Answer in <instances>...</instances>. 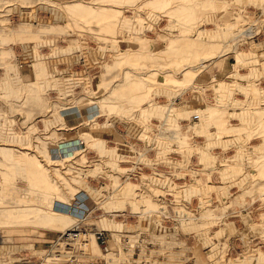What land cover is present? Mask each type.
I'll use <instances>...</instances> for the list:
<instances>
[{
  "label": "rangeland",
  "instance_id": "rangeland-1",
  "mask_svg": "<svg viewBox=\"0 0 264 264\" xmlns=\"http://www.w3.org/2000/svg\"><path fill=\"white\" fill-rule=\"evenodd\" d=\"M262 58L264 0H0V264L74 222L90 264H260L264 111L208 122L217 80L260 105Z\"/></svg>",
  "mask_w": 264,
  "mask_h": 264
},
{
  "label": "bare ground",
  "instance_id": "bare-ground-1",
  "mask_svg": "<svg viewBox=\"0 0 264 264\" xmlns=\"http://www.w3.org/2000/svg\"><path fill=\"white\" fill-rule=\"evenodd\" d=\"M66 3H68V2H66ZM67 6V5H66ZM184 6V5H183ZM182 6V7H183ZM102 7V6H101ZM178 8V7H177ZM181 8V7H180ZM185 8V7H184ZM184 8H181L182 9V11L184 10ZM189 8V7H188ZM186 9V11H187V13L188 12H191L190 11V8L189 9ZM103 9V8H102ZM192 9V8H191ZM189 10V11H188ZM194 10V9H193ZM185 11V10H184ZM185 11V12H186ZM33 14V13H32ZM188 14H190V13H188ZM191 14H193V13H191ZM193 15H196L195 13L193 14ZM34 16V15H33ZM192 16V15H191ZM25 17H27V15L25 16ZM32 17V16H31ZM189 17V16H188ZM194 17H196V16H194ZM193 18V17H192ZM195 19V18H194ZM193 19V20H194ZM120 20V19H119ZM192 20V19H191ZM118 21V20H117ZM195 21V20H194ZM120 23H121V21H119ZM123 22V21H122ZM193 22V21H192ZM196 22V21H195ZM198 22V21H197ZM108 26H110V24H109V22H107L106 23ZM194 24V23H193ZM196 24V23H195ZM229 24V23H228ZM121 25V24H120ZM226 26H229V25H226ZM111 27V26H110ZM120 27H122V26H119V28ZM191 27V26H190ZM230 27H231V25H230ZM113 28V27H112ZM225 28V27H224ZM228 28V27H227ZM223 29V28H222ZM116 30V29H115ZM204 30V29H203ZM226 30V29H225ZM216 32H218L217 30H215ZM221 31H223L224 32V29L223 30H221ZM218 32V34L219 35H222L223 34V32ZM202 32H204V31H202ZM197 33V35H198V37H200V33H201V31H200V27H199V29H198V26H197V28H196V31H195V34ZM211 33V32H210ZM209 33V34H210ZM225 33H228V30H227V32H225ZM208 34V35H209ZM213 34H214V32H213ZM212 34V35H213ZM229 34V33H228ZM196 35V36H197ZM215 35H216V33H215ZM215 35H213V36H215ZM195 36V37H196ZM207 37H211V35H209V36H207ZM235 37V36H234ZM201 38H202V33H201ZM245 38V37H244ZM217 39V38H216ZM220 40V39H219ZM216 41V40H215ZM18 43V42H17ZM32 53V52H31ZM33 54V53H32ZM36 54V53H35ZM248 54V53H247ZM261 54V53H260ZM37 55V54H36ZM239 55V54H238ZM38 56V55H37ZM36 56V57H37ZM236 56H237V53H236ZM240 56V55H239ZM246 56V55H245ZM251 56V55H250ZM35 56H34V58L33 59H35L36 58ZM247 57V56H246ZM248 57H249V54H248ZM252 57V56H251ZM236 58V57H235ZM208 59V58H207ZM241 59H242V57L240 58V57H238L237 58V64H240L242 61H241ZM246 59V58H245ZM244 59V60H245ZM258 59V58H257ZM262 59H264V58H262ZM250 60H252V59H250ZM203 61V60H202ZM255 61H256V59H255ZM259 61V60H258ZM204 62V61H203ZM263 62V61H262ZM246 63V62H245ZM255 64H256V62H254ZM253 63V64H254ZM258 63V62H257ZM198 64H200V63H198ZM202 64V63H201ZM247 64V63H246ZM251 64V63H250ZM243 65H244V62H243ZM257 65V64H256ZM189 66V65H188ZM255 66V65H254ZM155 67V66H154ZM182 68V67H181ZM181 68H180V71H181ZM251 68V67H250ZM253 68V67H252ZM184 69V68H183ZM191 69V68H190ZM249 69V68H248ZM143 70V69H142ZM251 71V70H250ZM131 72V71H130ZM175 73V72H174ZM247 73V72H246ZM252 73V72H251ZM51 74H52V72H51ZM50 74V77L49 78H41L40 80H39V84H40V86H43V87H50L51 85H54L55 84V82H56V80H55V78H54V76H52ZM131 74V73H130ZM235 75H236V73H235ZM247 75V74H246ZM58 76V75H57ZM249 76V75H248ZM256 76V75H255ZM15 77V76H14ZM130 77H131V75H130ZM246 78V77H245ZM57 79H59V78H57ZM77 79V78H76ZM227 79V78H226ZM232 79V78H231ZM80 81V80H79ZM116 81V80H115ZM122 82V81H121ZM236 82V81H235ZM215 84H217V88H218V84H219V89H220V91L218 90V92L219 93H216L215 94V96H214V105L215 106H213L214 107V109L212 110L213 111V114H214V116H213V119L211 118L210 120H212V123L210 122V120H209V122H208V124L209 125H211V126H213V128H214V131L215 132H220V131H222V130H225L224 132H231V134H232V131L234 132V128H228L227 126H226V124H225V120L220 116V114H221V112H224V111H226L227 112V107H232L233 108V111L231 112V113H228V116L229 117H231V115L232 114H237L238 115V117H239V120H240V125L238 126L239 127V129H248L247 128V126H248V124L254 119V121H255V117H257V118H259V116H256V110L257 109H259L260 111H264V87L262 88V91L260 92V91H258V95H260V96H258L259 97V99L257 100V104H260L259 106L258 105H251V104H254V102H255V100H253V102L250 104V102L251 101H249L248 100V102H247V99H246V101H244V99L245 98H242V99H236V98H234L232 95H231V90H232V87H233V85H234V83H232V84H230V81H227V80H217V82H215ZM237 84V83H236ZM246 84V83H245ZM14 85V84H13ZM227 87H226V86ZM65 86V85H64ZM75 86H77L76 84H75ZM113 86V85H112ZM133 86H135V85H133ZM136 86H137V84H136ZM135 86V87H136ZM215 86V85H214ZM236 86H238L239 88H247V86L245 85V86H242L240 83H238ZM255 86V85H254ZM259 86H260V84H259ZM11 88H10V90H11V93H12V95H11V97H14V95H17L18 94V89H19V87H16V86H10ZM98 87V86H97ZM222 87H225V88H222ZM78 88V87H77ZM133 88V87H132ZM187 88V87H186ZM222 88V89H221ZM250 88V87H249ZM248 88V89H249ZM22 89V88H21ZM43 89V88H42ZM48 89H50V88H48ZM59 89V88H58ZM74 89V88H73ZM105 89V88H104ZM130 89V88H129ZM51 90V89H50ZM103 90V89H102ZM111 90V89H110ZM141 90V89H140ZM144 90H146V89H144ZM235 90V89H234ZM83 91V90H82ZM120 91V90H119ZM143 90H141V91H139L140 92V94H142L141 92H142ZM156 91V90H155ZM154 91V92H155ZM42 92V91H41ZM85 92V91H84ZM121 92H123L122 90H121ZM125 92V91H124ZM249 92V91H248ZM138 92L136 91V94H137ZM149 93V92H148ZM150 93H151V91H150ZM35 94H37V93H35ZM100 94V93H99ZM117 94V93H116ZM132 94V93H131ZM134 94V96H135V93H133ZM132 94V95H133ZM139 94V93H138ZM152 94V93H151ZM251 94H253L252 92H251ZM9 95V96H10ZM97 95V94H96ZM95 95V96H96ZM149 95V94H148ZM35 97H36V95H34ZM94 96V97H95ZM98 96H100V95H98ZM98 96H96L95 98H93V99H96V100H98V98H99V100H100V98H102L101 96L100 97H98ZM120 96V95H119ZM129 96V95H128ZM134 96H133V98H131V99H133V100H135L134 99ZM151 96V95H150ZM158 96V95H157ZM38 97V96H37ZM105 97V96H104ZM123 97H125V96H123ZM129 97H131V96H129ZM144 97V96H143ZM145 97H147V96H145ZM152 97V96H151ZM253 97V96H252ZM261 97V98H260ZM34 98V97H33ZM87 98V97H86ZM148 98V97H147ZM251 98V97H250ZM116 99V98H115ZM128 99V98H127ZM137 99H139L140 100V98H137ZM145 99V98H144ZM74 100V99H73ZM129 100H130V98H129ZM143 100V99H142ZM146 100V99H145ZM149 101L151 100L150 98L148 99ZM147 100V101H148ZM153 100V99H152ZM82 101V100H81ZM126 101H128V100H126ZM138 101V100H137ZM136 100H135V102H137ZM66 102H68V101H66ZM91 102H93L92 100H91ZM103 102V101H102ZM130 102V101H129ZM131 102H134V101H131ZM144 102V101H143ZM142 101H141V103H143ZM151 102V101H150ZM209 102V101H208ZM64 103V102H63ZM73 103V102H72ZM71 103V104H72ZM98 103V102H97ZM106 103H109V102H106ZM117 103H119V102H117ZM141 103H140V105H138V103H134V104H137L138 106H141ZM69 104V103H68ZM99 104V103H98ZM100 104H103V103H101V101H100ZM113 104V103H112ZM116 104V102L114 103V105ZM122 103H119V107H123V106H126V105H128L127 103L126 104H122ZM130 104V103H129ZM132 104V103H131ZM208 104V103H207ZM114 105H112V106H114ZM143 105H145V106H147V105H149V103L148 102H144L143 103ZM130 106V105H129ZM152 106V105H151ZM202 106V105H201ZM200 106V107H201ZM227 106V107H226ZM49 107V106H48ZM47 107V108H48ZM98 107V106H97ZM103 107V106H102ZM118 107V108H119ZM203 107V106H202ZM138 108V107H137ZM140 108V107H139ZM144 108V107H143ZM147 108V107H146ZM124 109V108H123ZM56 110V109H55ZM105 110V109H104ZM120 110V109H119ZM122 110V109H121ZM141 110V109H140ZM145 110V109H144ZM190 110V109H189ZM124 111V110H123ZM47 112V111H46ZM56 112V111H55ZM54 112V113H55ZM140 112V111H139ZM143 112V111H142ZM206 112V111H205ZM45 113V112H44ZM53 113V112H52ZM57 113V112H56ZM225 113V112H224ZM223 113V114H224ZM260 113V112H259ZM41 114H43V113H41ZM100 115V114H99ZM225 115V114H224ZM209 116V115H208ZM207 116V117H208ZM225 116H227V115H225ZM57 117V116H56ZM44 118V117H43ZM204 118H205V116H204ZM40 119V118H39ZM207 119V118H206ZM230 120H232V118L230 119ZM253 121V122H254ZM261 124L262 123H264V120L262 121V122H260ZM56 124V123H55ZM236 124V123H235ZM245 124V125H244ZM253 124V123H252ZM96 125V124H95ZM207 125V124H206ZM227 125H228V123H227ZM120 126V125H119ZM237 126V125H236ZM253 126H256V124H254V125H252V127ZM209 127V126H208ZM207 127V128H208ZM74 128V127H73ZM203 128V127H202ZM251 128V127H250ZM237 129V131H238V128H236ZM208 130V129H207ZM206 130V131H207ZM256 130H257V128H256ZM251 131V130H250ZM253 131V130H252ZM261 131V130H260ZM248 132V131H247ZM237 133V132H236ZM240 133V132H239ZM210 134V133H209ZM221 134H222V132H221ZM224 134V133H223ZM235 134V133H234ZM264 135V134H263ZM221 136V135H220ZM230 136V135H229ZM215 137V136H214ZM230 137H232V136H230ZM236 137V136H235ZM240 137V136H239ZM225 138V137H224ZM228 138V137H227ZM216 139H218L217 137H216ZM220 139V138H219ZM221 139H222V137H221ZM233 139H236V138H233ZM238 139V138H237ZM245 139V138H244ZM207 140V139H206ZM96 141V140H95ZM221 141V140H220ZM262 143L264 144V136L262 137ZM210 142V141H209ZM224 142V141H223ZM227 142V141H226ZM230 142V141H229ZM233 142V141H232ZM38 143V142H37ZM219 143V142H218ZM1 145H0V152H2L3 154H5V155H7V156H9L10 155V147L7 145V144H4V143H0ZM99 144V143H98ZM225 144V143H224ZM47 145V144H46ZM223 145V144H222ZM106 146V145H105ZM217 146V145H216ZM264 146V145H263ZM264 147H262V150H264L263 149ZM13 149V148H12ZM26 148H24V150H25ZM48 149V148H47ZM16 150V149H15ZM21 150H23L22 149V147H21ZM21 150H19V153L21 152ZM17 151V150H16ZM15 151V152H16ZM49 151V150H48ZM14 152V151H13ZM15 152H14V154H15ZM119 152V151H118ZM180 152V151H179ZM202 153V152H201ZM2 155V154H1ZM179 155V154H178ZM210 155V154H209ZM263 155V154H262ZM15 156H17V154L15 155ZM14 156V157H15ZM264 156V155H263ZM112 158V157H111ZM231 159V158H230ZM234 159V158H233ZM233 159H232V161H233ZM228 160V159H227ZM13 161V160H12ZM163 161V160H162ZM206 163V164H208V163H211V162H213L212 161V159L211 158H208V157H203L202 158V164L203 163ZM20 163V162H19ZM226 163H228V162H226ZM232 163V162H231ZM230 163V164H231ZM114 164V163H113ZM262 164V163H261ZM264 164V163H263ZM262 164V165H263ZM116 165V164H115ZM223 165V164H222ZM224 166H225V164H224ZM236 166V165H235ZM257 166V165H256ZM262 167V166H261ZM220 168V167H219ZM230 169V168H229ZM35 171H37V169L35 170ZM225 173V172H224ZM227 173V172H226ZM34 174V173H33ZM184 174V173H183ZM220 175V174H219ZM229 178V177H228ZM191 179V178H190ZM34 180H39V178L37 177V178H35L34 177ZM83 182V181H82ZM179 182V181H178ZM263 182V181H262ZM264 183V182H263ZM129 185V184H128ZM127 187V186H126ZM186 188V187H185ZM185 188H184V190H185ZM192 188V187H191ZM262 188V187H261ZM134 189V188H133ZM170 189V188H169ZM186 189H188V188H186ZM264 189V188H263ZM88 191V190H87ZM172 191V190H171ZM127 192H129V190L127 191ZM173 192V191H172ZM127 196V195H126ZM202 197V196H201ZM50 204V203H49ZM129 204H130V202H129ZM114 206V205H113ZM130 208V207H129ZM204 215V214H203ZM205 215H207V213L205 214ZM54 216V215H53ZM53 216H52V218H53ZM50 218V217H49ZM59 218V217H58ZM57 218V219H58ZM54 219H55V217H54ZM202 219H204L203 217L201 218V220ZM206 219V218H205ZM210 219V218H209ZM65 220V219H64ZM63 220V221H64ZM208 220V219H207ZM204 221V220H203ZM194 222L195 221H193V222H191V223H193L194 224ZM190 224V223H189ZM192 224V225H193ZM61 225V224H60ZM191 225V224H190ZM212 228V227H211ZM214 232V231H213ZM203 233H205V232H203ZM216 239V238H215ZM26 243H28V242H26ZM25 242H23V243H21V244H24L25 246H29L30 244H26ZM203 248V247H202ZM256 256V255H255ZM243 258H245V257H243ZM246 260V259H245ZM248 261V260H247ZM235 262V261H234ZM233 262V264H235ZM250 262V261H249ZM248 262V263H249ZM257 263H260V264H264V253H258V255H257ZM241 264V263H240ZM245 264V263H244Z\"/></svg>",
  "mask_w": 264,
  "mask_h": 264
},
{
  "label": "built area",
  "instance_id": "built-area-1",
  "mask_svg": "<svg viewBox=\"0 0 264 264\" xmlns=\"http://www.w3.org/2000/svg\"><path fill=\"white\" fill-rule=\"evenodd\" d=\"M78 224V222H74L68 228L62 229L51 242V248L34 249V251L42 253L37 257H29L23 252L17 258L13 257L14 261L19 264H90L88 259H80V255L82 256L88 251V240ZM78 238H82V240Z\"/></svg>",
  "mask_w": 264,
  "mask_h": 264
}]
</instances>
